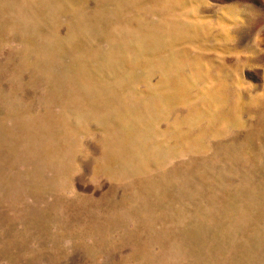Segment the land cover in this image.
I'll return each mask as SVG.
<instances>
[{"label": "rangeland", "instance_id": "rangeland-1", "mask_svg": "<svg viewBox=\"0 0 264 264\" xmlns=\"http://www.w3.org/2000/svg\"><path fill=\"white\" fill-rule=\"evenodd\" d=\"M0 264H264V0H0Z\"/></svg>", "mask_w": 264, "mask_h": 264}]
</instances>
